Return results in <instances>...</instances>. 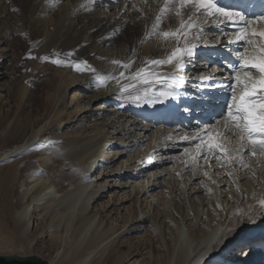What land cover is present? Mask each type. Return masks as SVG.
<instances>
[{
	"label": "bare ground",
	"instance_id": "bare-ground-1",
	"mask_svg": "<svg viewBox=\"0 0 264 264\" xmlns=\"http://www.w3.org/2000/svg\"><path fill=\"white\" fill-rule=\"evenodd\" d=\"M258 1H251V4ZM232 2L227 0L223 5H232ZM260 6L264 11L263 3ZM19 7V11L14 12L7 0H0V42L7 48V52L0 50V80L8 78L7 68L14 73L17 69L15 64L23 63L24 66L22 80L7 88L4 95L0 94V225L15 247L49 264H119L122 260L118 252L120 235L129 222L135 221L126 231L139 235V239L143 240V251L157 255L159 245L152 239L144 241L145 233L140 230L143 223H138L137 208L127 205L131 194L124 189L132 178L125 177V183H121V177L127 174L116 176V169L108 172L115 177L114 180L107 176L101 179L102 184L95 185L97 177L94 175L97 173L100 177L106 172V156L114 154V157L120 156L124 163L134 164L129 170L144 165L134 176L147 173L148 177L156 170L155 173L169 174V182H175L176 186V181L172 180L174 175L180 181V175L187 169L185 173L189 175V182L195 168L194 176H203L205 171H210L206 161L211 159L212 163L215 158L216 164L211 167L225 168L214 175L218 185L222 188L231 179L236 185L245 181V203L225 230L223 223L229 220L237 205L224 204L227 218L221 223L215 217L210 231L204 230L203 225V233L191 245L183 237L185 233L178 229L174 244L171 241L167 243L161 264H170L174 257L175 264H210L208 258L213 252L217 253V257L211 260L215 261L214 264H246L248 261L247 264L253 261L264 264V237H254V231L264 229V217L261 215L264 209L258 203L260 198H264V159L258 158L257 161L249 155L247 160L246 153L242 158L231 159L232 165L236 163V177L226 154L212 153L206 147L197 152L199 142L184 139L186 136L194 137L198 126L220 119L216 127L230 137L226 143L233 142L235 138L232 145L238 146L237 136L232 135L237 130L234 127L225 128V106L231 103L232 96L228 85L232 81H213L216 86L203 91L207 85L199 84L195 78L196 73L202 70L200 62L204 60L210 61L213 66L225 67L223 75L227 77L230 74L228 63L236 62L232 55L236 46L222 42L215 48H198L195 63L186 68L189 75L186 86L180 90L176 100L146 103L143 93L149 86L137 84L129 92L141 95L142 99L132 102L126 98L127 94H121L115 81H108L107 87L97 88L94 86L95 74L78 72L75 65L79 64L82 68L91 66L101 74L118 75L123 69L110 61L131 58L135 63L126 75L138 67L151 68L162 74L171 72V66L157 69L144 63L148 59L161 58L165 50L175 45L174 40L157 41L143 37V33L151 30L155 4H152L153 11H149L142 0H95L94 4H89L88 0H19ZM137 9H143L146 15L142 16ZM175 23L165 19L161 28L169 30ZM217 31L214 25L206 26L205 39L214 41ZM132 49H135V54ZM55 59L63 61L65 66L52 63ZM83 61H87V66ZM32 75H37L39 82L34 88L30 84ZM129 83L134 82L131 79L121 81V84ZM40 87L43 93L37 94ZM159 89L160 85L151 88L148 97L158 94ZM208 97H211V105L206 102ZM219 105L221 108H217ZM186 107L190 111L185 112ZM177 151H183V154L173 155ZM157 152L166 158L155 161ZM217 156L220 158L217 159ZM174 158L176 168L170 173L168 161ZM140 161L144 162L135 165ZM244 162L247 167L243 166ZM222 172L223 178L220 177ZM255 174L260 183L252 198ZM225 176L227 180H223ZM148 178L151 179L150 176ZM110 187L116 191L107 190ZM210 191L209 184L203 186V192ZM107 192L111 193L107 204L113 197L114 207L107 211L105 217L112 211L117 215L103 226L105 217L97 221L98 212L94 209L101 195ZM148 193L146 191L143 196H148ZM167 193L169 195L170 190ZM147 196L146 203L151 197ZM232 196L239 201L237 190ZM136 200L138 203V197ZM120 210L129 215L123 225L119 222ZM195 214L196 224L200 219L198 207ZM36 220L39 230L32 235L31 225ZM117 233H120L119 236L113 239ZM42 236L49 238L47 247L38 246ZM239 242L244 254L242 256L241 252L238 258L244 260L232 261L229 254L224 263L219 258L223 255L220 251L222 245L233 243L234 247ZM216 259L219 261L216 262Z\"/></svg>",
	"mask_w": 264,
	"mask_h": 264
},
{
	"label": "snow or ice",
	"instance_id": "snow-or-ice-1",
	"mask_svg": "<svg viewBox=\"0 0 264 264\" xmlns=\"http://www.w3.org/2000/svg\"><path fill=\"white\" fill-rule=\"evenodd\" d=\"M88 3L94 4L95 0H88ZM142 3L149 11H153L152 4L156 5L151 30L143 33V37L154 38L157 41H175V45L170 50H165L161 58L148 59L144 63L157 69L171 66L172 71L162 74L159 71H152L151 68L146 70L144 67H138L130 75H126L135 63L131 58L126 61L120 59L110 61L112 65L123 69L118 75L97 73L95 68L87 66V61L82 62L86 68L76 64L75 70L94 73V86L97 88L107 87L108 81H115L120 86L121 94H127L126 98L132 102H139L142 97L132 95L129 89L135 88L137 84L148 85L149 88L143 93L145 102L164 103L169 99L176 100L180 90L186 86L189 78L186 68L189 64L195 63L198 48H215L222 42L235 45L232 55L236 62L228 63L227 69L230 74L227 77L223 75L225 67L213 66L210 61L204 60L200 62L202 70L196 73L195 78L199 84L207 85L203 91L214 88L216 84L213 81L223 79L232 81L228 85L232 96L225 114L227 120L225 128L234 127L237 130L232 135L237 136L238 146L226 143L230 137L216 127L220 119L198 126L194 137L186 136L184 139L198 141L197 152L206 147L212 153H223L231 159H236L237 156L242 158L245 153L264 159V11L250 16L239 6L223 5L220 0H142ZM137 11L141 12L142 16L146 15L143 9ZM165 19L176 23L169 30H163L161 24ZM208 25L218 28L215 40L211 42L205 39ZM140 42L143 43V39ZM132 51L135 54V49ZM52 63L65 66L59 59L52 60ZM128 79L134 83L121 84L122 80ZM156 85H160L158 94L153 93L152 97H148V91ZM206 102L211 105V97H208ZM184 111L188 112L190 109L186 107ZM243 166L248 165L244 162ZM258 203L264 209V198H260ZM261 215H264V212ZM248 219L252 220L251 214Z\"/></svg>",
	"mask_w": 264,
	"mask_h": 264
},
{
	"label": "rangeland",
	"instance_id": "rangeland-1",
	"mask_svg": "<svg viewBox=\"0 0 264 264\" xmlns=\"http://www.w3.org/2000/svg\"><path fill=\"white\" fill-rule=\"evenodd\" d=\"M7 2L12 6V10L16 9V11L14 12L19 11V8H20L19 0H7ZM30 48H33V46L30 45ZM0 50L3 52H7L6 45H4L3 42H0ZM29 54L30 53H28L27 56ZM7 63L8 62H6V64ZM15 66L17 69L15 70L14 73H12V70L10 68H7V73L9 75L7 76L8 78H5L4 80H0V94L3 93L4 95L5 90L7 88L12 86L14 83H18L19 81L22 80L23 74H24L23 63L15 64ZM49 77L51 76H48L47 78ZM30 84H31V87L33 88L39 84L37 75L31 76ZM41 89L42 87H40V90L37 91V94L43 93ZM217 108H221L220 105ZM225 108L227 109L226 106ZM180 129H183V127H180ZM232 143H235V138L233 139V142L230 141L229 144H232ZM235 146L236 145L234 144V147ZM182 154H183V151H177L173 155L180 156ZM160 155H162L161 152L156 153L155 161L160 162L162 157L166 158L165 156L161 157ZM225 157L227 158L228 164L232 167V170L235 173V176L238 177L237 170L234 168V165H236V163L232 165L231 158L229 156H225ZM106 158L107 159L104 161V163L107 164V166L105 167L106 172H104L100 177L98 176L97 173L96 174L93 173L95 174L94 177L95 176L97 177L94 179L95 185L102 184L103 180L101 179H103L104 177L107 178V176L110 180H114L115 177H113V175L108 172H111L116 169H118L117 172L115 173L116 176H119L120 173L127 174L126 176L121 177L122 178L121 183H125V180H124L125 177H131L132 178L131 182H129L125 186L126 189H124L127 191V193L131 194V197H130L131 201L127 205L128 206L132 205V208L135 205V207L138 210V213H137L138 223H143V227L140 230H143L145 233L144 241L146 242L148 241V239H152L153 243L158 244L160 247L158 249L159 254L157 255H154L153 253H149L148 250L143 251V247H141L143 240L139 239V235H135L133 232L128 233L126 231V229H128L135 221L129 222L125 230L123 231L122 235H120L121 239L118 238L119 239L118 252L120 254V257L122 258L119 264H161L162 259L164 258L166 251H167V243L168 241H171L172 244H174L175 239L177 238L178 229H180L182 233H185V236L183 237L191 245V242H193L196 238H198V235L203 233L201 232L203 225H204L203 227L204 230L210 231L212 228V221L214 220L215 217H218L221 223L225 220V218H227V213L224 209V204L234 203L237 206L235 210L233 211L229 220L223 223L224 228L221 227V229L223 228V230H225L229 226L231 219L234 218V215L236 214V212H238L240 207L246 201L247 194L244 193V190H243V182L245 181H242V184L240 183L241 185H236L233 182L234 180L231 179L230 182H228L222 188L218 185V180L216 179L214 175L225 170V168L221 170L219 169V167H215V168L211 167L216 164L215 158L213 159L212 163H211V159L206 161V164L210 167V171H205V173L208 174L207 176L205 174L198 178L194 176L195 175L194 171L196 168L193 170V173H192L193 178L189 182L187 181L188 180L187 178L189 175L188 173H185V171H188L187 169H184L183 174L180 175L179 177L180 181L177 180V176L174 177L175 176L174 175L172 180L176 181V186H175V182L173 183L169 182L170 180L168 179L169 174H164V172L155 173L156 170H154L153 172L154 174L148 175V177L150 176L151 179H149L146 176L147 173L144 175L139 174V176H134L133 174L139 172L140 167H143L144 165L137 166V168H132L129 170V168L134 165L132 162L126 164L122 161V158H120V156L114 157V154H110L106 156ZM167 158H169V156H167ZM252 158H256L258 161L259 157L252 156ZM248 159H249V155L247 156V160ZM143 162L144 161H140L136 163L135 165H141ZM176 163L177 162L175 158L170 159L168 161L167 168H170L169 170L170 173H173L174 169L176 168L175 166ZM122 164H123V170L120 171L122 169ZM240 165H239V168H240ZM259 166L260 164H258V168ZM261 168H263V166ZM245 174H248V173H245ZM162 175H165V176H162ZM225 175L230 179V177L228 176L229 175L228 173H226ZM143 176L144 177L146 176V178H143ZM182 176H184V179L182 178ZM223 176L224 174L222 172L220 177L223 178ZM226 176L224 177L223 180H227ZM255 176H256V182L255 184H253L252 198L255 196L256 191L259 189V183H260L258 179V175L255 174ZM220 177H218V179ZM238 183H239V180H238ZM206 184H209V189L211 190L209 193L203 192V186H205ZM230 184L232 185L230 186ZM235 185L237 186L236 189H235ZM247 185H249V183ZM213 186H214V192H215L214 194H213ZM112 188L113 187H110L107 190L116 191V189L113 190ZM167 190H170L169 195L167 193ZM231 190L233 191V193L231 192ZM236 190L238 191L240 195V199L238 202H237V198H235L234 200V197L232 196V194H234ZM139 191H141V194H137ZM146 191L149 192L148 196L147 195L143 196V194ZM107 193H103L100 197L101 199H99L98 202L96 203V207L94 210L98 212V215L96 216L97 221L100 219V217L103 219V217L106 216L107 211L112 210L114 207L113 202H112L113 197L110 203L107 204V202L110 200L109 195L111 194L110 192H107ZM247 193H248V198L250 199L248 190H247ZM226 195H228V197ZM146 196L147 197L151 196L148 199V203L144 202ZM137 197H138V203L135 202L137 201L136 200ZM217 205H219V207H217ZM197 207L200 213V219L195 224V218H194L196 216L195 208ZM90 208L92 209V205L90 206ZM221 214H223V218L221 217ZM116 215H117L116 212L112 211L107 217L104 218L103 226H106L108 224V222L110 221L109 220L110 218H116ZM262 216L264 217V215ZM128 217L129 215L126 213V211L120 210V215H119L120 225H123L124 222L128 221L129 219ZM199 222L201 224V227H199ZM221 223H220V226H222ZM234 225L236 226V224ZM38 230H39V222L36 220L34 221V223H32L30 232L32 235H34ZM254 232H253L255 234L254 237H257V238L264 237L263 228H260ZM119 234L120 233H117L113 237V239L119 236ZM42 238L43 240H41L38 243V246L47 247L48 246L47 244H49L48 243L49 238H46V236L44 237L42 236ZM216 241H214L213 244H215ZM236 243L234 247H233V243L222 245L220 251L223 252V255L220 256L219 258H222V261H224V263H226L224 259L229 254L232 256V261L233 259L234 261L237 260L238 262H242L244 260V259L238 258L239 256H241V252L244 250V248L242 244H240V242L237 245ZM225 247L227 248V251L226 250L222 251V249ZM42 250L44 252L45 248H43ZM215 254H216L215 256L216 258L217 253ZM243 254L244 252H242V256ZM12 255H18L20 257L33 256V254L31 255L30 252H26L22 249H18L17 247H15V244L12 241H10V236L6 233V230L1 228V225H0V256H12ZM262 257H264V253H262ZM215 258H211V255H210L208 258L210 261L208 263L214 264L215 261H211V260ZM218 261L219 260L216 259V262ZM253 262H250V263H253ZM247 263H249V261ZM170 264H175V257L173 258Z\"/></svg>",
	"mask_w": 264,
	"mask_h": 264
},
{
	"label": "water",
	"instance_id": "water-1",
	"mask_svg": "<svg viewBox=\"0 0 264 264\" xmlns=\"http://www.w3.org/2000/svg\"><path fill=\"white\" fill-rule=\"evenodd\" d=\"M0 264H49L38 256L20 257L18 255L0 256Z\"/></svg>",
	"mask_w": 264,
	"mask_h": 264
}]
</instances>
